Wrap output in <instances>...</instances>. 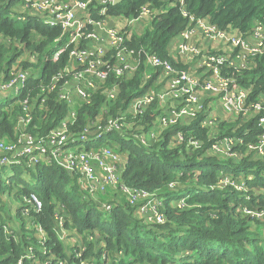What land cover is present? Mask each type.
Instances as JSON below:
<instances>
[{
  "label": "built area",
  "instance_id": "2783aa9c",
  "mask_svg": "<svg viewBox=\"0 0 264 264\" xmlns=\"http://www.w3.org/2000/svg\"><path fill=\"white\" fill-rule=\"evenodd\" d=\"M114 1L22 0L19 3L16 18L24 19L25 15L33 14L43 23L60 29L53 40V44L59 46L52 58L56 60L63 53L67 58L56 72L44 81H38L35 90L26 87L30 75L40 76L38 53L23 49L22 54H27L25 58L19 55L0 71V94L6 96L4 101H0V111L13 112L17 107L13 113V136L0 138V169L18 166L32 170L40 164L59 166L77 177L85 198L94 199L99 209L110 211L113 207L112 203L99 200V195L107 190L118 191L131 207L137 209L139 206V213L146 216V222L163 224V197L155 190L124 184L121 173L126 158L106 136L117 131L127 139L139 140L145 147H150L162 140L171 127L198 122L206 129L210 141L207 146L204 147L201 138L184 136L182 131L173 133L169 144L185 142L187 148L201 151V156L233 161L248 156L252 159L264 156V98L251 99L252 86H244L240 81L241 74L254 67L255 61L264 55V25L255 22L246 31L230 25L219 28L209 16L195 17L189 13L184 0H174L181 15L187 19V25L170 41L175 40L177 54L172 55L168 47L169 60L128 44L135 35V22L146 20L150 24L165 9L146 3L140 6L135 17L110 15L108 9L115 4ZM27 62L30 64L24 67ZM140 68V85L150 83L153 78L152 82L143 94L133 96L124 109L112 115L110 105L118 99L121 82L132 80ZM49 93H53L59 104H64L66 113L45 132L38 129L30 131V127H38L33 122L34 107L44 102ZM97 94L104 97L99 111L91 117L85 116L81 129H72L81 108L92 104ZM149 109L152 117L146 123V129L142 119ZM252 121L261 131L255 135V140H245L243 135L252 130L246 124ZM221 123L231 125L230 134H220ZM238 130L242 135L237 134ZM252 152L259 158L250 155ZM13 174L4 175V181L8 183ZM173 184L168 186L173 187ZM226 186L242 193L248 191L242 180L221 174L217 187ZM22 201L21 216L27 219V227L33 229L37 237H44L45 231L31 215L40 211V200L31 193ZM184 205L185 197L178 199L177 207ZM242 213L257 219L264 217L263 209L243 208ZM62 223L59 217L57 225L63 237L74 234L72 230H65ZM11 232L10 225L5 223L2 233ZM83 250L80 246L79 250L72 252L80 259L77 264H94L91 257L81 258ZM25 257L33 258L30 247ZM17 264H22V261ZM37 264L57 263L47 259Z\"/></svg>",
  "mask_w": 264,
  "mask_h": 264
},
{
  "label": "trees",
  "instance_id": "16d2710c",
  "mask_svg": "<svg viewBox=\"0 0 264 264\" xmlns=\"http://www.w3.org/2000/svg\"><path fill=\"white\" fill-rule=\"evenodd\" d=\"M184 1L189 13L195 17L209 16L219 28L230 25L246 31L255 22L264 25V0ZM21 2L0 0V71L11 65L23 49L38 53L40 76L30 75L26 87L35 90L38 81H44L64 65L67 55L63 53L56 60L52 58L59 46L53 44L60 33L58 27L43 23L33 14L25 15L24 19L16 18ZM146 3L165 11L156 15L144 32L132 35L128 44L170 60L169 43L187 25V19L181 15L174 0H122L110 5L108 14L135 17L140 6ZM141 70L132 80L121 82L118 99L110 105L112 115L124 109L133 96L143 94L152 82L153 78L150 83L140 85ZM240 81L244 86H252L251 99L264 98V55L255 61L254 67L241 74ZM103 101L102 95H94L92 104L84 105L79 111L72 129H81L85 116L96 114ZM16 110L17 107L13 112L0 111V138L13 136ZM65 113L64 104H59L53 93H49L44 102L34 107L33 122L38 127H30V131H47ZM151 117L149 109L142 119L146 129ZM246 127L252 130L243 135L244 139L255 140L261 129L254 121ZM219 130L221 135L230 134L231 125L221 123ZM176 131H182L184 136L201 138L204 147L210 142L206 129L198 122L171 127L162 140L150 147H145L139 140L127 139L117 131L106 136L116 150L126 154L121 173L124 184L155 190L163 197V224H144L127 202L117 203L116 199L108 200L102 194L99 199L112 203L113 207L110 211L99 209L94 199L85 198L77 177L59 166L40 164L32 170L18 166L0 169V264H17L19 260L22 264H37L47 259L57 264H77L80 259L72 252L80 246L84 248L81 258L91 257L94 264H104L107 258L108 264H264V217L257 219L242 213L243 208L264 210V159L248 156L233 161L201 156V151L187 148L185 142L170 145V136ZM237 134L242 135L241 130ZM10 172L14 174L6 183L3 176ZM221 174L242 180L248 188L247 193L232 186L217 187ZM31 179H34L33 183L28 182ZM170 183L174 186L169 187ZM31 193L41 202L40 211L31 215L45 231V236L37 237L34 230L27 227V219L21 216L23 204L15 209L18 224L10 227L11 234L2 233V226L9 224L2 216V212L8 210L4 201L6 195L23 199ZM182 197H185V205L177 207V201ZM59 217L63 220L62 227L74 234L63 237L57 225ZM70 239L73 244L69 243ZM28 247L32 249L33 258L25 257Z\"/></svg>",
  "mask_w": 264,
  "mask_h": 264
},
{
  "label": "rangeland",
  "instance_id": "374dc122",
  "mask_svg": "<svg viewBox=\"0 0 264 264\" xmlns=\"http://www.w3.org/2000/svg\"><path fill=\"white\" fill-rule=\"evenodd\" d=\"M148 26H149V22H144L143 23V25H142V28L140 29V33H142V32H144L145 31V29L146 28H148ZM134 29V31H136V28H133ZM21 45V44H20ZM27 56V54H22L20 57L21 58H25ZM30 59V58H29ZM34 60V59H33ZM37 64V63H36ZM134 128L135 129H137V125H134ZM250 155H253V157H255V158H259V155H257L256 153H254V152H252ZM260 158H263L264 159V156H262V157H260ZM28 177H30V176H28ZM30 178H28V180H29ZM28 182H30V183H33L34 182V179H31L30 181H28ZM4 186V185H3ZM122 201H123V203H126V199L124 198V196L122 195ZM4 201H5V203H6V205H8V210L6 211V212H2V215L3 216H5V220L7 221V222H11V218H14V214H15V209L17 208V207H20L22 204H23V201H22V199H13L12 197H10V196H7L6 195V197L4 198ZM133 211H135V215L138 217V218H140V219H142V222L144 223V224H147L148 222H146V216L145 215H141L140 213H139V206H137V209H136V207H133ZM69 243L70 244H73V240L72 239H70L69 240ZM106 254H109V252L108 251H106Z\"/></svg>",
  "mask_w": 264,
  "mask_h": 264
},
{
  "label": "crops",
  "instance_id": "0c3cea01",
  "mask_svg": "<svg viewBox=\"0 0 264 264\" xmlns=\"http://www.w3.org/2000/svg\"><path fill=\"white\" fill-rule=\"evenodd\" d=\"M113 21H111L110 23H112ZM146 22V20H141V21H138V22H135L134 25H133V28H136V31H134L133 29V33L139 35L141 34L140 33V29L142 28V25L143 23ZM117 24V22L115 23ZM119 24V23H118ZM209 46H212L210 42H208ZM169 52L172 54V55H176L177 52L175 51V40L172 41V43L169 44ZM26 54V53H25ZM5 95L3 94H0V101H4L5 100ZM122 156L124 158H126V154L125 152H123ZM102 195H106V199L108 200H114L116 199L115 201L117 203H123L122 201V193H118V191H112V190H107L104 194ZM124 196V195H123ZM100 198V197H99ZM125 198V196H124ZM100 200V199H99ZM8 206V205H7ZM8 209V208H7ZM18 218L14 216V218H11V222L9 223L10 224V227H15L18 223Z\"/></svg>",
  "mask_w": 264,
  "mask_h": 264
},
{
  "label": "water",
  "instance_id": "95a60500",
  "mask_svg": "<svg viewBox=\"0 0 264 264\" xmlns=\"http://www.w3.org/2000/svg\"><path fill=\"white\" fill-rule=\"evenodd\" d=\"M120 1H122V0H115L114 3H118V2H120Z\"/></svg>",
  "mask_w": 264,
  "mask_h": 264
}]
</instances>
